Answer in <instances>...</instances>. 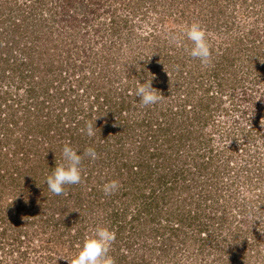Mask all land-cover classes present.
<instances>
[{
  "label": "trees",
  "instance_id": "16d2710c",
  "mask_svg": "<svg viewBox=\"0 0 264 264\" xmlns=\"http://www.w3.org/2000/svg\"><path fill=\"white\" fill-rule=\"evenodd\" d=\"M25 1L0 0V236L10 234V238L16 242L11 219L15 221L21 207H31L30 203L35 197V193H31L32 189L41 191L35 187L39 182L38 176H42L45 171H42V167L47 171L44 175H50L56 164L63 162L60 156L64 145L68 144L81 155L87 148H94L98 159L93 161L83 156L82 182L68 186L77 191H87L88 195L85 199L84 195H80L81 192H76V200L72 199L74 202L66 205L69 213L63 215L60 211L59 219L64 229L70 228L71 217L76 216L74 220L84 221L85 216H81L83 210H89L88 206L96 203L105 211L103 220L107 222L108 219V228L116 232V244L119 241L117 239L122 237L119 231L124 226L120 220L129 214L132 234L142 231L140 234L149 240L146 243L148 247L170 251L174 254L170 258L179 256L177 242L181 241L187 245L185 249L189 250L193 242L196 257L208 249L206 246L210 242V251L213 252L208 261L216 264H246L247 255L257 244L247 236L246 232L250 231L248 227L238 224L243 220L240 217L242 207H246L242 206L239 212L230 213L229 208L223 206L220 213L214 212V215L209 214L205 218L200 216L201 199L196 200L193 195L197 178L185 168L168 167L171 153L162 146L159 150V146L153 143V140L159 139V144H168L166 147L181 144L184 134L173 130L170 124L177 118L171 110L164 109L161 99L156 105L141 106L147 115L140 121L130 122L126 109L132 106L131 99L139 101V97L127 89L131 86L136 92L138 85L153 75L155 79L152 80V86L157 91L162 86L167 89V93L173 89L179 95L180 84L170 89L169 82L192 79L198 81V89L205 91L192 107L206 109L208 101L217 98V92L214 93L212 89L223 91L227 84L235 85L233 87L243 85L246 78L255 75L252 68L263 76L264 36L258 37L261 36L260 32H264V0H184L183 6L188 10L181 6L183 15L180 19H185L188 24L181 31H185L194 21L214 31L213 36L208 32L213 53L211 65L204 67L199 60L189 56L185 49H190L191 42L183 34L182 46L175 54L172 50H165V46H154L156 50L152 53L143 54L146 61L136 71L127 70L126 74L119 75L114 67L109 66V62L112 60L114 66L123 67L128 61L125 57L129 52L123 56V50L118 49L121 54L114 57L107 53L98 54L97 51L104 46L113 51L122 47L124 39L131 42L130 34L133 32L130 29L133 23L129 21L128 15L116 13V7L111 6L112 0L102 5V10L110 11L103 10L110 13L108 20H97L93 15L102 0H54L53 4L49 0L51 5L48 0H36L44 5L47 3L46 6L51 9L47 13L44 8H39L38 12L31 0ZM118 1L132 14H136L142 11L140 6L145 1L148 4L147 1L152 0ZM183 10L187 13L184 14ZM242 13L255 18L245 28V33L234 29V18L236 15L240 17ZM141 16H146L145 11ZM83 25H91L92 37L106 36L111 40L107 44L99 41L97 46L95 38H92V44H87L85 48L91 62L95 61L90 55L94 52L102 59L87 72L81 70L82 61L59 67L55 60L59 61L64 47L68 52L72 48L77 50L79 39L84 34ZM241 25L247 24L241 22ZM220 33H225V36L220 37ZM130 44L134 45L135 41ZM98 64L99 71H96L94 68ZM61 68L70 69L78 86L84 84L82 89L87 92L86 104L82 103L78 92H73L78 88L72 86L73 82H69L68 91L64 82L66 76ZM78 69L81 74L76 73ZM110 70L117 74L116 79L108 75ZM55 78L61 80L55 82ZM189 93L187 90V97ZM62 95L64 102H60ZM125 97L130 99L125 100ZM72 98L81 99L80 103L74 106ZM185 107L186 102L182 101V108ZM143 120L145 128L135 135L134 124H143ZM89 122L95 126L93 137L86 134V124ZM152 143L153 147L150 148ZM173 148L179 154L180 150L175 149L178 147ZM195 155L202 154L197 151ZM208 161L201 162V167L211 170ZM217 176L213 172V188L199 187L197 193L203 195L214 189L221 191ZM111 180L118 181L120 188L116 193L104 197L102 185ZM137 186H148L149 190L136 191ZM137 196H140L139 200ZM107 203H113L116 207L107 210ZM129 206L133 208L129 210ZM73 208L80 210L81 214L71 216ZM7 218L9 221L6 224ZM97 221L98 218L92 225L95 226ZM188 226L191 231L187 230ZM224 226L231 229L223 233ZM81 228L77 226L76 235H83ZM135 240L139 241L138 237ZM3 244H0L1 247ZM117 246L119 248V244Z\"/></svg>",
  "mask_w": 264,
  "mask_h": 264
},
{
  "label": "rangeland",
  "instance_id": "374dc122",
  "mask_svg": "<svg viewBox=\"0 0 264 264\" xmlns=\"http://www.w3.org/2000/svg\"><path fill=\"white\" fill-rule=\"evenodd\" d=\"M31 1L37 6L38 12L39 8H44L45 13L51 10L46 6L47 3L44 5L36 2V0ZM50 2L51 1L48 0L49 5H51ZM105 2H108V0H102V4H99L93 14L96 16L97 20H108V18H110V11L107 9L103 10L109 12L102 10V5H104ZM147 2L148 4L145 1L144 4L140 6L142 11L132 14L127 7L121 6L118 0L111 1V6L116 7L115 11L118 15L126 14L129 16V21L133 23L130 29L131 32H133L130 34L131 42L135 41L133 45L130 44L131 42L129 40L127 41L124 39L122 47L116 48L113 51H110L107 46L97 50L98 54L107 53L112 54L114 57L121 54L120 50H123V56L125 53L127 54L129 52L125 57L128 59V61L125 62V66H120L118 68L119 65L114 66V61L110 60L109 62V66L114 67L118 75L119 73L126 74L127 70L130 72L136 71L141 63L146 61L143 54L152 53V51L156 50L155 47L157 46H165V50H172L174 54L178 52L182 46L183 40L181 37L185 31H181V28L185 24H188V21L185 19H180L183 15L181 9L184 7V0H152ZM152 2L155 4H151ZM53 3H55L54 0H52V4ZM185 9L188 10V8ZM186 10H183L184 14L187 13ZM143 11H145V17L141 16ZM240 15V17L236 15L234 18V29L237 32L240 30V32L245 33V28L248 27L249 24H252L251 22L255 18L246 13ZM241 22H245L247 25L242 26ZM83 26L82 33L84 34H82L79 39L80 42L77 45V50L72 48L70 52H68L64 47L59 61L55 60V63H58L59 67L66 63L72 65L73 63L82 61L80 63L81 67H83L81 70L87 72V70L92 69L95 63L97 64L99 59H102L95 52L90 54L95 61L91 62L88 59L85 48L88 46L87 44H92V38H95V36L92 37L90 33L91 25ZM205 29L207 33H210V36H213V30ZM147 33L148 36H146ZM260 33L261 36L258 37L259 39L264 36V32ZM224 34L225 33H220L219 35L220 37H224ZM96 38L94 41L97 43V46L100 44L99 41H105L106 44L107 42H111L106 36H98ZM93 47H95V45ZM76 66L79 67L77 64ZM148 67L150 68V66ZM94 69L99 71V64L96 65ZM61 71L63 75L66 76L64 82H66L68 91H70L68 87L69 82H73L72 86L78 87L77 91L73 92H78V96L82 99V103L86 104L87 99L85 96L87 92H84L82 89L84 88V84L78 86L77 82L73 80L75 75L70 73V69L64 70L61 68ZM252 71L255 75L251 78H246L243 85L233 87L235 85L227 84L223 91L217 88L212 89L214 93L217 92V98L215 97L214 100H209L206 109L192 107L193 104H197L196 99L199 98L201 94L205 93L204 90L201 91V89L197 88L199 86L198 81L192 79L189 81H183L182 79H178L175 82L170 81L168 84L170 89L180 84L179 95L177 93L178 91H174L173 89L167 93V89L162 88V86L158 87L161 94L166 93L162 98L164 109L171 110L174 114L173 116L177 118L172 121L173 123H170L173 130H178L182 135L184 134V137L182 136L180 145H172L171 147H166L168 144H159V139L153 140L155 141L153 143L159 146V150L162 146L167 152L171 153L170 159L173 162L169 160L171 163L169 162L168 167L173 165L172 168L174 169L185 168V171L197 178L195 180V182H197L195 185L197 186L193 188V195L196 200L199 198L201 199L199 205L200 211L199 213L197 211L200 216L205 218L208 217L209 214L214 215V212L220 213L223 206L224 208H229L230 213L239 212L242 206L246 207H242L243 211L240 213V217H243V220H240L238 224L245 228L248 227L250 231L246 232L247 236L251 241H256L257 244L255 247L253 246L254 248L247 255L245 262L246 264H264V75L261 76V73L256 70L254 71L253 68ZM79 72L80 69H78L76 73ZM169 73L171 74L170 71H168V74ZM79 74H81V72ZM117 74L110 70L108 75L111 79H116L115 76H117ZM58 80L59 79H56L55 82ZM127 90L135 93L131 86H129ZM187 90L188 93L190 91L188 97L186 96ZM185 97L186 99H183ZM81 99L76 100L72 98L74 106H77ZM128 99L130 98L125 97V100ZM68 101L70 102V98ZM131 101L132 106L126 109V114L130 122L136 120L140 121L142 117L147 115V112L142 109V105L139 101L132 99ZM182 101L186 102L187 107H185V109L182 108ZM60 102H64L63 95L60 97ZM135 103L136 106H134ZM65 105H67V103ZM145 126L144 120L143 124L135 123V135L145 128ZM147 126L149 125L147 124ZM153 143L150 148L153 147ZM173 146L178 147L175 149L180 150L179 154L174 150ZM197 151L202 155H195ZM174 156L175 158H173ZM60 157H62V155ZM62 158L60 161H62ZM204 160H210L208 161V165L211 170H209L208 167H201V162H204ZM42 171L43 175L40 177L38 176L39 182L35 187L39 188L41 191L32 189L31 193H35V197L30 203L31 207H26L24 209L21 207L15 221L11 219V224L14 222L13 234L17 236L16 242L10 238V234L7 236H0V244L4 243L2 247L0 245V258L2 259L0 264H71L73 258L78 254L84 239L89 236L95 228L109 227L108 219L107 222L103 220L105 218V211L102 209V206L94 203L88 206L90 211L83 210L84 213L82 214L80 210L73 208L71 216L80 213L81 216H85L83 218L84 221L80 222L79 220H74L76 216L73 218L71 217L70 228L64 229L65 226H62V220L59 219L61 215L60 211H62L63 215H66V213L68 214L69 209L66 205L73 203L74 201H71L72 199L76 200L74 197L76 192H81L80 195H84L85 199L88 192L84 190L77 191L73 189V187L66 186V195L56 196L49 191L46 185V178L49 176L44 175L47 173L46 168L42 167ZM213 172L218 175L216 179L218 181V186L222 190L219 191L220 189H214L215 192L214 190H212V192L206 191L203 195L209 198H202L203 195L197 193L200 190L199 187L204 189L213 188ZM153 176L151 177L153 178ZM91 181L92 180H90V182ZM148 190V186L136 187V191L147 192ZM67 193L70 194L67 195ZM38 197L40 199H36ZM104 197L107 196L105 195ZM137 198L139 200L140 196H137ZM39 204L42 205L39 206ZM183 204L188 207L186 202H183ZM106 206L107 210L116 207L113 203H107ZM186 206L184 207L185 209ZM132 208L131 206L129 210ZM97 218L98 221L95 226L92 225ZM66 220L68 221V218ZM87 220L90 221L86 222ZM128 220L129 214H127L125 219L120 220L123 222L121 224L124 225L119 231L122 237L117 239L119 240L118 243H114L111 248L113 251H110V255L115 258L116 264H199L200 262L201 264H216L208 261V259L212 257L213 252L210 251V242V245L207 243L209 246H206L209 250L205 249L201 253L202 255L199 254V257H196L193 242L190 245V250L188 248L185 249L187 245H183L181 241L180 243L177 242L176 245L179 247V252L177 254L179 256L170 258L174 255L170 251H163L156 247H148L146 243L149 240L146 238L144 239L143 235L140 234L142 231L132 234L133 227ZM8 221L9 218H7L6 224ZM77 226L79 228L82 227L80 230L83 231V235H76ZM226 226H224L223 233H225L227 229H231V227ZM187 230L191 231V227L188 226ZM137 237L139 241L135 240ZM155 243L158 245L157 241ZM118 244L119 248L117 246ZM209 251L211 253H209ZM237 264L242 263L238 262Z\"/></svg>",
  "mask_w": 264,
  "mask_h": 264
},
{
  "label": "clouds",
  "instance_id": "9594fccd",
  "mask_svg": "<svg viewBox=\"0 0 264 264\" xmlns=\"http://www.w3.org/2000/svg\"><path fill=\"white\" fill-rule=\"evenodd\" d=\"M184 35L191 42L190 49H186L189 56L200 61L201 65L207 67L212 63V48L208 38L207 30L199 22H192L186 27ZM151 75L144 83H140L135 95L139 97L142 106L156 105L163 98L161 93L152 86ZM158 92L160 94H158ZM95 126L89 122L86 124V134L89 137L95 135ZM83 156L91 160L98 159L94 148H87L83 155L73 147L65 144L62 149L63 162L56 164L52 173L46 178L49 191L56 195H66L65 188L69 185H78L82 182V160ZM120 184L116 180L105 183L102 191L106 196L116 193ZM116 240V232L108 227H97L87 236L71 264H116L115 258L110 255L111 248Z\"/></svg>",
  "mask_w": 264,
  "mask_h": 264
}]
</instances>
